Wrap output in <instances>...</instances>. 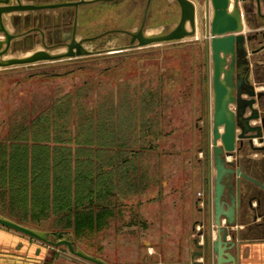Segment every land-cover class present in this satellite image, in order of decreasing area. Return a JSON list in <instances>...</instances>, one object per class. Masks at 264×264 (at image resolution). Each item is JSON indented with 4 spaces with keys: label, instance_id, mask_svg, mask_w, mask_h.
<instances>
[{
    "label": "rangeland",
    "instance_id": "374dc122",
    "mask_svg": "<svg viewBox=\"0 0 264 264\" xmlns=\"http://www.w3.org/2000/svg\"><path fill=\"white\" fill-rule=\"evenodd\" d=\"M148 1L101 0L57 9L59 13L11 10L0 20L1 45L5 46L7 39L1 24L10 34H24L23 39L16 40L14 51L26 56L38 50H67L74 33L77 42L96 51L129 45L132 36L126 31L136 32L142 27L146 34L172 31L181 19L179 2L151 0L148 6ZM198 1L200 18L197 4L191 0L198 37L124 52L0 68V138L8 115H24L35 105L44 106L57 98L67 104L68 116L74 118H122L128 124V129H123V144L128 141L132 146L152 149V154L144 156L146 163L136 168L138 184L146 182L151 190L146 202L126 204L115 218L106 214L99 225L95 222L93 233L89 229L79 234L70 230L83 250L113 264L188 261L197 250L194 239L199 238V232L205 231V238L209 233L216 172L208 48L211 6L210 0ZM34 28L45 32L46 45L40 42L41 32ZM186 28L192 29L189 19ZM88 37L96 38L86 40ZM61 39L67 43L54 45ZM104 56L110 57L102 59ZM65 103L59 105L61 115ZM4 197L0 187L3 210ZM49 223L53 227L49 231L55 230L56 224ZM20 243L31 248L21 257L43 264H95L73 255L65 245H49L0 225V256L17 257Z\"/></svg>",
    "mask_w": 264,
    "mask_h": 264
},
{
    "label": "crops",
    "instance_id": "0c3cea01",
    "mask_svg": "<svg viewBox=\"0 0 264 264\" xmlns=\"http://www.w3.org/2000/svg\"><path fill=\"white\" fill-rule=\"evenodd\" d=\"M12 1L16 2V0ZM22 1L24 4L64 2V0ZM241 7L245 14V32L258 33L259 41L264 44V0L244 1L241 3ZM57 9L50 10L59 13ZM197 16L200 18L199 12ZM151 34L154 33L147 35ZM189 37L194 38L198 35L193 34ZM249 48L254 50L255 47L251 45ZM0 49L2 48L0 47ZM65 51L67 50L57 52ZM16 55L14 52H8L1 55L0 59L7 60L26 56V54ZM254 57L256 60L264 62V48ZM56 100L57 98L51 99L44 106L35 105L34 110H29L24 115L10 114L7 116L10 119L4 123L0 138L3 148L6 146L2 152L3 161L0 162V187H2V194L5 195L4 203L1 205L5 206V211L0 208L2 210H0L2 212L0 215L13 220L18 218L14 214H22L20 197L26 195L30 186L34 190L37 189L40 198L44 199L43 202L48 201L51 204L50 211H58L59 208H63V210L69 207L74 208L77 203L95 202L103 205L109 204L112 208L113 218H115V215L123 212V207H126V204L137 203L138 206V204L146 202L148 200L146 196L151 190L147 189L146 182L144 185L138 184L136 168L143 161L146 163L147 157L144 158V156H147L148 153L152 154V149H148L147 146L135 147L127 143L128 141L123 144V129H128V124L123 123L122 118H74L73 115H61L57 110L53 111V103ZM48 107L49 110H47ZM44 110L46 114L41 115ZM133 126V129H137L136 125ZM131 128L130 122L129 129L131 130ZM41 138L50 139V141L44 142L49 147H39L36 144L34 140ZM85 138H107L113 142L108 145L97 141L88 144L81 143L85 142ZM56 139H61L63 142L56 143ZM58 144L65 147H54ZM252 157L260 159L263 157V153H253ZM261 164L256 169L250 167L248 171L250 174H256L258 180L264 184V161ZM47 170L49 172H46ZM42 171H44L43 176L46 180H43L42 177L38 180L35 179V176ZM16 172H22L23 175L18 176L15 174ZM31 176H34L35 179L33 182ZM24 184L25 187L27 184V190H23ZM64 193L65 195H63ZM252 195L261 198L260 208L257 198H251L253 208L249 207L248 202L251 200L249 196ZM39 202L42 203V201ZM199 211L202 212L201 208ZM55 219H57V215L51 214L47 221L51 220L52 223H55L53 221ZM43 220L46 221L42 219V222H44ZM199 222L202 224L203 220ZM223 222H225L224 219ZM21 224L31 226L32 223L27 221ZM209 225L208 234L215 239L217 227L213 222V210ZM54 229L52 231H66L72 234L67 229L56 227ZM204 233L205 231L203 234L199 232V243L203 245L205 244ZM227 238L235 242L234 247L229 251L235 258V264H264V187L250 180L242 183L241 207L237 212L236 224L232 226ZM17 247L19 250L17 257L0 256V264H43L41 260L21 257L23 256L21 254L31 251L29 245L20 243ZM38 252L39 250H37ZM197 260H203V257H197ZM213 264H216L215 261Z\"/></svg>",
    "mask_w": 264,
    "mask_h": 264
},
{
    "label": "water",
    "instance_id": "95a60500",
    "mask_svg": "<svg viewBox=\"0 0 264 264\" xmlns=\"http://www.w3.org/2000/svg\"><path fill=\"white\" fill-rule=\"evenodd\" d=\"M16 1L17 4H11L10 0L0 1V20L3 19L5 12L11 10H50L79 7L82 4L101 0H77L45 4H24L22 0ZM177 1L181 5V19L169 33L147 35L142 27L136 32L126 31L127 34L132 36L129 45L96 51L88 50L81 42H77L74 38V33L70 42L67 43L68 49L65 52L53 53L46 50H38L24 57L7 60L0 59V68L34 64L42 61H59L83 56L124 52L158 43L182 41L186 37L195 34V8L193 2L197 4L196 15H198V12L201 14V7L198 0H192L193 2L191 0ZM244 1L249 0H210L212 12L208 31V48L212 60V145L216 170L213 196V222L217 227V237L214 239L212 235L210 237L208 234L204 245L199 243V238H195L194 243L197 245L198 250L193 253L188 261L157 262L151 264H213L214 261L216 264H235V258L229 252L234 247L235 242L228 240L227 237L232 226L236 224L237 212L241 207V180L240 178H236V181H234L233 176H244L264 187V184L249 177L239 168L234 169L229 167L231 163L227 161V154L235 148V118H239V125L243 131L239 135L240 138L245 137L247 132L254 129H257L258 133L250 135L249 138L261 136L260 128L252 127L247 122L249 118H260L257 102L264 95V91L258 90L251 79V52L248 46L258 38V33L245 32V14L241 7V3ZM150 3L151 0L148 1V6ZM187 19L190 20L191 30L186 28ZM1 30L7 35L5 42L8 49L14 36L2 24ZM94 38L96 37H88L86 40H93ZM1 44H3L2 41H0V47L2 46ZM7 49L4 51L0 50V56L5 54ZM231 105L235 106V110L231 108ZM218 141H220L221 145L218 144ZM252 201L251 199L248 202L250 208H253ZM223 219L225 222H223ZM0 225L49 245H65L70 253L92 263L113 264L83 250L76 244L72 235L66 231H49L33 228L4 215H0ZM200 234H203V231ZM196 256L203 257V260H197Z\"/></svg>",
    "mask_w": 264,
    "mask_h": 264
},
{
    "label": "trees",
    "instance_id": "16d2710c",
    "mask_svg": "<svg viewBox=\"0 0 264 264\" xmlns=\"http://www.w3.org/2000/svg\"><path fill=\"white\" fill-rule=\"evenodd\" d=\"M108 57H110V56H104L102 59H106ZM64 103L65 102H63V100L57 99L53 103V105H54L53 111H56V110L58 111L60 108L59 105H62ZM65 106L66 107H64L65 109H64L63 115L68 114V107H67L66 103H65ZM47 110H49V107ZM60 110H61V108H60ZM43 114H46L45 110L41 113V115H43ZM110 140L107 138L106 139L85 138V142H81V143L88 144L89 142L94 143L95 141H97L98 143H102V144L105 143L108 145V144H111L113 142L112 140L111 141ZM34 141L36 142V144L39 147H44V146L49 147L48 144L44 143L45 141H50L49 138L35 139ZM55 142L61 143V142H63V140L56 139ZM26 147H28V146L26 145ZM54 147H65V146L58 144V145H55ZM4 148H6V146H4ZM4 148H3L2 143H0V151H1L0 155H2V161H3L2 152H4V150H3ZM46 172H49V170H47ZM40 173H41V175H40ZM43 174H44V171L39 172V174L35 176V179L38 180L40 177H42L43 180H46V178H45V176H43ZM35 179H34V176H31L32 182ZM22 188H23V190H27L28 189L27 184H26V187L24 184V186ZM63 195H65V193ZM16 197H14V199H16ZM38 201H42V203H40V202L38 203ZM43 201H44V199L40 198V195L37 193V189L35 188V190H34V188H32L30 186V188L26 192V195L24 197H20V202H21L20 205L22 206V208H21L22 214H16L15 213L14 215L16 217H18V218H15V220H17L18 222H21V223H25L27 221H30L32 223L31 227H33V228L49 229L48 228L49 226H47V224H51V223H49V220L47 221V219L50 217L51 214H54V215H57V219L54 220L55 224H56V228L72 230L74 232V234H79L80 230L82 232V230H86V229H89V231L93 233L94 227L96 225L95 222H97V224L99 225V222L101 221V219L106 218V214H108L107 217H110L109 215H112V208H110L109 204L103 205L102 203H95V202L77 203V204H75L74 208L69 207V208H66V210H63V208H59L58 211H56V210L50 211L51 204L48 203V201H46V202H43ZM64 204H62V205L64 206ZM67 206H68V204H67ZM42 219H45L46 221L43 220L44 222H42Z\"/></svg>",
    "mask_w": 264,
    "mask_h": 264
},
{
    "label": "flooded vegetation",
    "instance_id": "af4514ba",
    "mask_svg": "<svg viewBox=\"0 0 264 264\" xmlns=\"http://www.w3.org/2000/svg\"><path fill=\"white\" fill-rule=\"evenodd\" d=\"M35 30H39L41 32L40 36V42L44 45L45 44V32L41 30L40 28H34ZM36 34V33H35ZM14 37L11 40L10 46L7 49V45H3L0 49L1 51H4L7 49V52H14V46L16 44V40L23 39L22 36L24 34H12ZM71 38L69 39V41ZM67 43L66 39H61L56 42V46H61L63 44ZM253 45L255 48L254 50H251L249 47ZM261 46V47H260ZM264 44L259 41L257 38L256 40L252 41L251 44L248 46L249 51L251 52L250 54V61H251V79L253 84L257 87L258 90L264 91V62L258 61L255 59L254 55L258 54L261 52L262 47ZM261 48V49H260ZM257 50L256 52L252 53L253 51ZM257 107L259 108L260 111V118H254V119H248L247 122L250 126L255 127V128H260L261 136L256 137L254 136L252 139L249 138L250 135H255L258 133L257 129L251 130L246 133V136L248 137H243L240 138L239 135L242 134V128L239 125V118H235V133H236V138H235V148L233 151H231L229 154H227V161L230 162L231 164L229 167L234 168V169H240L241 171L243 170L246 172L245 174L248 175L249 177L258 180L256 177V174H250L249 169L250 167L256 169L259 166H261V162L263 163L264 161V95L258 100L257 102ZM231 108L235 110V106L231 105ZM242 119V118H240ZM246 119V118H245ZM245 122V121H244ZM243 123V121H241ZM212 128H213V121H212V126H211V137H212ZM252 140V143H251ZM213 142V141H212ZM218 144L221 145L220 141H218ZM212 150H213V145H212ZM260 152L263 153V157L258 159V158H253L252 154ZM242 171V172H243ZM243 172V173H244ZM236 178H240L241 180V185L244 183V181H249V179L245 178L244 176H233V180L236 181ZM251 181V180H250ZM259 181V180H258ZM249 198H257L258 200V205L260 208L261 205V198L257 195H252L249 196ZM197 251V250H196Z\"/></svg>",
    "mask_w": 264,
    "mask_h": 264
}]
</instances>
